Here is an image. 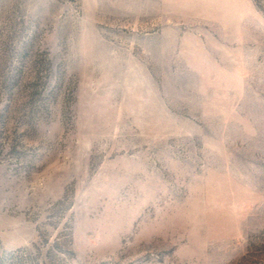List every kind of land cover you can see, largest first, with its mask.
Segmentation results:
<instances>
[{"label":"rangeland","instance_id":"1","mask_svg":"<svg viewBox=\"0 0 264 264\" xmlns=\"http://www.w3.org/2000/svg\"><path fill=\"white\" fill-rule=\"evenodd\" d=\"M0 264H264V0H0Z\"/></svg>","mask_w":264,"mask_h":264}]
</instances>
